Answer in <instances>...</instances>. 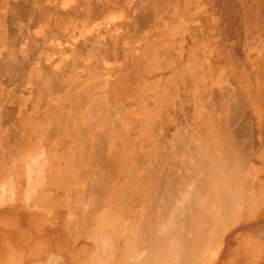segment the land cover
<instances>
[{"label": "bare ground", "instance_id": "6f19581e", "mask_svg": "<svg viewBox=\"0 0 264 264\" xmlns=\"http://www.w3.org/2000/svg\"><path fill=\"white\" fill-rule=\"evenodd\" d=\"M123 1L68 28L58 16L76 0H0V264H216L224 235L264 206L252 166L192 207L184 172L210 179L222 161L203 137L215 128L194 138L181 115L246 111L264 0ZM204 10L215 30H199ZM239 138L252 154L250 130Z\"/></svg>", "mask_w": 264, "mask_h": 264}, {"label": "crops", "instance_id": "0c3cea01", "mask_svg": "<svg viewBox=\"0 0 264 264\" xmlns=\"http://www.w3.org/2000/svg\"><path fill=\"white\" fill-rule=\"evenodd\" d=\"M57 1L62 2L63 0H57ZM76 1H77V5H74L70 8L61 9L60 14L58 16L59 24L63 25L62 22L64 20H67L68 19L67 17H70L73 24H71L68 28H73L75 26H78V23L74 24L75 18H77L78 21H79V17L81 18V20L83 18L84 19L91 18L92 17L91 14L96 13L101 8V6H103V9H101L103 12H108V10L104 9L105 6H107V4L110 5L108 7L110 8V11L120 10L119 5L121 1H122L121 2L122 6L126 8L123 0H91L89 1V3L91 4V8L86 7V5L81 6V5H84V3H86L87 0H76ZM201 15H202L203 20L197 25L199 30L204 31V32H207L209 30H215V27H213L215 24L212 23V20L208 19V21H206L207 16H209V13L206 10H204V12H201ZM190 26L192 27V25ZM257 27L263 29L262 24ZM257 30L258 29H256L255 32L253 30V33H254L253 40L255 41L254 42L255 45H260L259 43H263V42L259 40L260 37L258 35ZM262 33H264V31ZM263 38H264V35H263ZM191 44L192 43H189V47ZM219 46L221 47V45ZM207 47L208 46L206 44L201 45L199 46V50L201 52L205 51ZM220 54H221V51H220ZM220 61H221V58L216 60L217 67L223 68V63H221ZM194 64H197L195 68L199 70V76L197 79L199 81L201 80L200 75H204L201 72L202 70L203 71L206 70L207 63L204 62L203 60H199V62L194 63ZM252 64L254 66L252 69V72H253L252 79L253 80L251 84L245 86V88H248L250 90L247 92V94L250 95L251 102L247 105L246 111L244 107L239 109L238 117L236 116L237 119L235 118L234 121L229 120V117L227 115L221 114L220 112H217V110H215L214 117L212 118L213 121L211 122L209 119H206L207 117H205L203 114L199 115L198 113H196L195 104L193 102L190 106V110L189 111L184 110V112H182L181 114L184 117L185 121L187 122L188 126L194 127V130L192 132L194 134V138L196 135L198 136L204 135V134H199L201 129H204L203 131L205 132L206 131L205 129L207 128H211V127L215 128L214 135L212 136L205 135L203 137H205V140L207 139L209 140V144L211 145V147L216 149L215 155L217 157H220V161H222V163L219 162V164L217 165L220 170H218L217 173H214L215 174L214 176L211 175L210 179L207 176L205 171L199 170L197 169V167L191 168L189 166V168L193 171V173H187L186 175V172H184L185 177H187L190 180L189 185L186 188L185 192H190V194H195L194 192H191V191L192 190L195 191L196 189H198L197 191H195L198 193L197 196L196 197L194 196V199L191 202V205L194 208H197L200 206L203 207L206 205V188L209 185L210 187H212L210 193L214 194L215 190H218V187L219 185H221L222 181L227 179L232 189V192H233L236 189H238L237 187H239V185H241L240 180L243 177L245 178L246 174L249 175L250 170L252 169L251 168L252 166L253 167L256 166L258 168L264 169V90L263 88L262 90L257 89L258 88L257 84L258 83L261 84L262 82H264V55L262 57L258 55L255 58V62H253ZM207 77H212L216 79V77L212 75H208ZM221 94L223 97L224 96L223 89L221 91ZM257 96L261 97V101H259L258 103H254L255 97ZM217 113L219 114V116ZM186 114H187V117L185 116ZM235 127L237 130L235 129ZM241 129H248L252 133V137H253V141H252L253 149L252 150L253 151H252V154L250 155L245 154L243 152L242 146L240 145L241 142L239 138V133ZM168 131H169V134H167V138L168 139L173 138L174 126L171 127V129H169ZM159 141L161 140L159 139ZM191 142L193 146L191 150H194L195 153L193 154H196V150H198L197 147L195 146L196 143L193 142V140ZM216 144L220 145L219 150L216 147ZM262 152H263V156L261 157ZM199 154L200 155L202 154V156H204L205 152L200 151ZM197 170H199L200 172L197 173ZM214 180L216 182L212 183ZM253 186L254 188H256L257 193H259V190L261 187L264 188V174H261L259 176V178L255 181ZM200 194L201 196H199ZM200 198L202 199L205 198V200L201 199L199 201ZM201 202H203V204ZM263 212H264V206H261L260 204L256 205L255 209H251L249 213L237 223L236 227L230 229L229 232L226 233V235L227 236L230 235L233 230H236V229L238 230V228L241 226L245 227V230H246V229H249L252 223L261 222L262 220H264ZM187 221H190V220H187ZM226 235H224L223 237V239L225 240H226ZM242 242L244 245H246L247 240H243ZM226 249H227V245L223 246V248L220 249L216 264H240L242 262L241 260H243V264H247V257L249 253L251 252L250 251L251 249L239 250V251L236 250L235 252H233L235 253L233 259L223 260L222 258H224V256H229V257L233 256V253L228 254ZM257 257H259L258 258L259 260L260 256H257ZM236 259H239V260H236ZM258 260L253 261L252 264L258 263Z\"/></svg>", "mask_w": 264, "mask_h": 264}, {"label": "rangeland", "instance_id": "374dc122", "mask_svg": "<svg viewBox=\"0 0 264 264\" xmlns=\"http://www.w3.org/2000/svg\"><path fill=\"white\" fill-rule=\"evenodd\" d=\"M243 240H247L250 242V245L248 247H245L243 244ZM226 241H227V253L231 254L235 252L236 250H247V248L250 247L251 251H256L260 255V259L258 260V263L256 264H264V220L257 223H252L249 227V229L245 230V227L241 226L238 228V230H233L230 235H226ZM241 243V244H240ZM252 244V245H251ZM243 248V249H242ZM233 256H224L222 258L223 260H231L234 257ZM116 263L117 264H134V260L132 257H127L128 261L126 263V258H124V262L120 261L119 258L116 256ZM130 259V260H129ZM239 260V259H236ZM240 264H243V260Z\"/></svg>", "mask_w": 264, "mask_h": 264}]
</instances>
